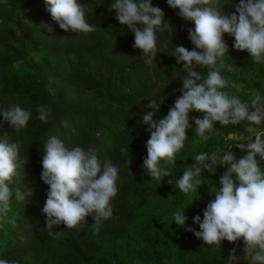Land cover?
Instances as JSON below:
<instances>
[{
  "label": "trees",
  "instance_id": "16d2710c",
  "mask_svg": "<svg viewBox=\"0 0 264 264\" xmlns=\"http://www.w3.org/2000/svg\"><path fill=\"white\" fill-rule=\"evenodd\" d=\"M113 2L78 0L88 22L96 27L85 33L61 29L45 0H0V111L19 105L31 112L27 126L19 131L0 115V141L19 144L20 156L28 157L9 185L13 192L9 211L0 214V258L15 264H229L226 257L233 247L240 257L235 264H245L242 238L222 240L219 249L186 230H200L193 218L203 219V210L215 199L214 191L227 166L217 165L215 175L202 171L204 183L197 192L184 194L175 180L195 163L196 154L254 139V131L264 130V122L259 126L247 121L236 126L216 122L215 131L205 141L196 135L194 122L203 113L190 111L188 139L176 154L175 167L162 162L172 176L151 179L143 168L150 132L142 116L152 111L146 107L150 101L159 102L164 96L153 117L162 119L182 95L186 73L173 54L175 46L194 50L188 29L194 30L195 25L181 18L167 0H151L152 6L162 9L174 32L157 33L158 52L146 63L148 56L133 47L134 32L116 19ZM222 2H231L223 11L232 13L239 0ZM42 23L53 30L40 27ZM234 42L226 40L228 51L222 57L221 75L229 81L223 90L242 101L250 102L256 92L264 97V62H253L247 50L233 47ZM194 70L207 74L198 65ZM233 83L239 85L238 90L231 87ZM41 106L49 109L47 122L39 118ZM54 135L69 149H92L101 163L110 160L119 169L112 216L99 232L91 216L78 228L53 225V235L45 228L43 207L49 186L41 179L42 158L45 142ZM226 151L237 159L246 155L236 147ZM260 166L264 169V163ZM16 188L26 196L23 203L16 201ZM177 211L188 217L185 227L175 223Z\"/></svg>",
  "mask_w": 264,
  "mask_h": 264
},
{
  "label": "clouds",
  "instance_id": "9594fccd",
  "mask_svg": "<svg viewBox=\"0 0 264 264\" xmlns=\"http://www.w3.org/2000/svg\"><path fill=\"white\" fill-rule=\"evenodd\" d=\"M45 3L61 29L85 33L96 30L78 0H45ZM167 4L178 9L181 18L194 22L195 28L188 29V35L199 51L175 46L173 55L178 64L183 63L186 73L182 78V95L162 119L157 121L153 117L164 96L159 102L150 101L146 107L152 111L142 116V123L148 125L150 132L143 168L151 179L160 181L172 176L169 168L162 167V162L175 167L176 154L188 139L190 111L203 113L202 118H194V122L196 135L205 141L210 138L207 134L215 131L216 122L221 126H236L243 121L259 126L264 122V97L256 92L250 102L242 101L223 90L229 86V81L221 75L225 67L222 57L228 51L225 33L234 37L236 50H247L255 63L264 62V0H239L232 13L223 11L224 5L231 2L222 0H167ZM111 8L116 11L120 24L134 32L133 47L147 55L146 63H151L158 52L157 33L174 32L173 25L165 21L162 9L152 6L151 0H114ZM137 24H142L143 28L136 27ZM40 27L49 32L53 30L43 23ZM197 65L207 69L206 76L194 70ZM231 87L239 89L235 83ZM49 91L54 93V89ZM39 113L40 120L47 122L49 109L41 106ZM0 115L15 131L26 127L31 118V112L19 105L0 111ZM239 142L229 144L224 150L196 154L195 163L185 169L175 183L184 194L197 192V187L204 183L202 171L215 175L217 165H226L227 170L214 191L215 199L203 210V219L199 215L193 218L200 230L191 227L186 230L194 232L206 245L219 249L222 240L234 242L242 238L251 264H264V169L260 166L264 163V130L254 131V139ZM230 146L240 148L246 155L237 159L233 152L226 151ZM27 159L20 156L19 144L0 141V214L9 211L13 195L9 185L20 175ZM42 167L41 179L49 186L43 207L48 234L53 235V225L61 223L67 228L81 227L88 216L99 232L103 222L112 216L111 200L118 192V167L110 160L101 163L92 149L80 146L69 149L55 135L45 142ZM15 198L18 203L26 200L19 188L15 190ZM198 198L196 195L195 199ZM187 219L184 211L174 214L178 227H185ZM226 259L235 264L240 257L233 249ZM0 264L15 262L0 258Z\"/></svg>",
  "mask_w": 264,
  "mask_h": 264
},
{
  "label": "rangeland",
  "instance_id": "374dc122",
  "mask_svg": "<svg viewBox=\"0 0 264 264\" xmlns=\"http://www.w3.org/2000/svg\"><path fill=\"white\" fill-rule=\"evenodd\" d=\"M224 40L226 41V40H234V37H232V36H230L229 34H227V33H225L224 34ZM192 42V41H191ZM192 45L194 46V49H195V45L192 43ZM195 50H197V51H199V49H195ZM248 253H247V261L245 262V264H251V262H250V260H249V258H248Z\"/></svg>",
  "mask_w": 264,
  "mask_h": 264
},
{
  "label": "water",
  "instance_id": "95a60500",
  "mask_svg": "<svg viewBox=\"0 0 264 264\" xmlns=\"http://www.w3.org/2000/svg\"><path fill=\"white\" fill-rule=\"evenodd\" d=\"M237 240H238V239H237ZM237 240H236V241H237ZM236 241H235V242H236ZM232 250H233V247H232L231 251H232ZM228 263L231 264L230 260H228Z\"/></svg>",
  "mask_w": 264,
  "mask_h": 264
}]
</instances>
